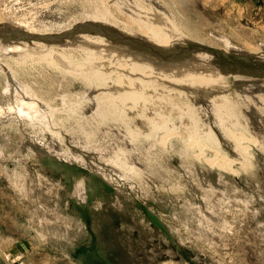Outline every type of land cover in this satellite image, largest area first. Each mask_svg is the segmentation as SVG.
<instances>
[{
  "label": "rangeland",
  "instance_id": "obj_1",
  "mask_svg": "<svg viewBox=\"0 0 264 264\" xmlns=\"http://www.w3.org/2000/svg\"><path fill=\"white\" fill-rule=\"evenodd\" d=\"M124 5L137 9L133 14ZM143 7L158 14L169 39L177 37L175 46L195 43L232 59L243 55L244 72H231L230 62L214 52L197 53L203 56L196 62L221 70L222 89L239 91L244 84L250 92L240 91L237 106L228 109L245 149L223 137L205 99L191 95L189 111L172 110L162 125L128 124L115 112L101 115L90 100L107 91L96 87L112 84L81 80L82 72L63 68L60 59L58 69L15 63L1 45L0 58H8L19 85L12 80L17 88L11 93L0 70V264H264V0H130L120 6L117 0H0V32L10 31L7 23H22L61 35L94 22L129 29L156 45L142 35L156 38ZM77 50L62 54L82 66L85 55ZM195 87L183 83L181 89L188 95ZM188 115L210 126L214 139L188 144L191 139L179 136ZM175 131L178 136L167 135ZM211 148L235 164L211 166Z\"/></svg>",
  "mask_w": 264,
  "mask_h": 264
},
{
  "label": "bare ground",
  "instance_id": "obj_2",
  "mask_svg": "<svg viewBox=\"0 0 264 264\" xmlns=\"http://www.w3.org/2000/svg\"><path fill=\"white\" fill-rule=\"evenodd\" d=\"M129 1L130 0H117V4L120 6L122 4L129 3ZM155 7L163 12L162 10L163 8H161V6L158 3ZM124 8L133 14H134V10L137 9L136 6H130V5H128V7H125L124 5ZM143 10H144L143 12H145L147 15V17L145 16L143 17L147 19L150 23H152L153 29L155 30L156 38L146 33L142 35L143 37H145V39L154 42L157 46L144 39L141 40L133 36H130L129 34H127L128 32H131L129 31V29L126 31L116 30L112 28L113 24L106 25L104 23L103 24L105 25V27L109 28L110 30L112 29L111 31L106 29L109 34L113 33L112 35L115 37H119L118 39L120 40H123L120 38V35L128 36L127 39H124L125 41L130 40L131 42H133L138 40L137 42L139 43V45L114 42L109 40L104 35H100L97 33L95 35L78 34L76 36L77 40H79L78 43L76 41H71V43H68L69 40L66 41L63 40V41H57L51 43H45L43 41H38V40L27 41L25 40V38L30 35L31 36L34 35V33L46 35L48 32H42L40 30H37L39 28L33 29L32 27H26L25 25H22V23L15 22L17 23V25H8L9 23H7L5 25V28H9L10 31H14V32L23 31L24 34H22V37L20 39L2 38L3 42L0 39V46L1 45L4 46V49L1 52L4 53L7 52L8 54L10 53L9 54L10 56L7 55L8 58L12 59V61H14L15 63H20V64L21 62H25L24 60H29L35 64L44 63L45 65H48L50 67L52 66L53 68L58 69L61 68L60 66V62H61V65L64 66L63 68L73 67L74 70L76 69L78 71H81L82 72L81 73L82 76L80 75L81 80L87 82H93L94 84L95 83L112 84V86L108 85L105 87H96L95 89L92 87L94 90L98 88H103V89L107 88V91L99 92L98 94L92 97L91 95L93 94H91L90 100L95 102V105L97 106L99 105V108L97 107L98 108L97 112L98 110L101 111L102 112L101 115H105L104 113L107 114L110 112H115L116 115H122L125 117L124 120L125 123L129 124V122H131L133 125L136 126L137 125L141 126L149 121L153 123L158 121V123L160 122L161 123L160 125H162L167 120V118H169L170 112L172 110H174L172 114H174V112L176 111H178V114H181L183 110L189 111L187 108V102L191 95L192 98L194 99L197 98H199L200 100L205 99L204 100L205 102L207 101L209 103H212L211 108L213 109L212 111L214 113V120H215L214 125L217 128L221 129V131L223 132V137L227 139L228 137H230L231 139H233V145L236 150H240V148L241 150H244L246 146L243 144L242 136L240 134H237L238 132L235 133L232 127L235 125L234 116H233L234 113L229 112L228 109L231 107L232 108L235 107V105L237 106L238 103L236 102H238V98L240 95L239 92L241 91L243 93L244 92L250 93L248 89L243 88L244 84L243 85L241 84V89H239L238 87L239 91L236 89L233 91V89H231L228 86L222 89L221 86L226 85V84L223 85L224 81L226 80V76L220 73L221 70L217 71L215 67L209 65L208 63L204 64V66L202 65V67L199 66L201 65V63L199 64L196 61H198L199 58H201L203 55H196V54L200 52L211 53L212 51L210 50L203 49L202 51H194L193 53L188 55L183 53V54H179V56L177 55L173 57L171 55L172 54L171 51L175 49L177 46H175L173 44L174 42L172 41L177 39V37L176 38L174 37L175 39L174 38L169 39L167 37L165 30H163L164 23L159 18L158 14L154 13L153 10L148 11L145 8ZM1 24L2 23H0V25ZM18 26L19 27L21 26L22 28L20 27L21 29L18 30L17 28ZM24 27L26 28V30ZM87 29H85V31ZM113 30H115L116 32ZM132 33L133 32H131V34ZM140 41H144L147 44L145 43L141 45ZM90 47H93L95 50ZM66 48L83 50L82 54L85 55V60L83 61L82 66L76 65L75 63H77V61L75 63L70 62L66 57L67 55L64 56L62 54V52L66 50ZM233 49L239 51V53L245 52L235 47ZM116 55H118V57H115ZM195 55L197 58L199 57L196 60H194ZM221 55L223 57H221ZM215 56L217 57L218 60L221 61L223 60L227 63L230 62L228 67H230L231 72L234 73L238 71L239 72L245 71L244 69L239 67L242 66V64H240L239 59H241L240 56L243 55L234 54V56H232L234 59H232L229 54L219 51L218 55ZM8 58H6V60L0 58L1 59L0 70L1 71L4 70L3 71L4 74L5 73L7 74L6 86L11 90L12 93V90H15L14 88L17 86L15 84L17 83L19 85V83L14 76L15 72H13L11 68L10 69L7 68L9 67L7 66ZM57 59H60L61 61L58 63ZM236 63L239 65L236 66L235 65ZM227 72L231 73L229 72L228 69ZM76 76H79V74ZM240 77H241L240 75L238 77L234 76L233 79L238 80ZM12 80L15 81L16 83L13 82ZM183 83H188V84L192 83L195 84L196 87L189 90L190 92L188 95H185V93L183 92L184 90L181 89ZM100 84L97 86H103ZM255 85H256L255 83H252L251 87ZM19 88L22 87L20 86ZM213 89L215 90V92H218L220 90L222 93H220L219 95L217 93H213L212 92ZM19 93H21V91ZM14 94H16V91ZM24 99H22L20 103H23L24 105H27L30 108V106L33 105V102ZM34 105L32 107H34ZM205 107H207V105ZM18 110H20L19 114L24 113L22 111L23 110L22 107H20ZM190 115L194 116L191 113ZM190 115H188L186 119L182 117L181 123L179 122L180 126H182L181 132L179 133L177 131L171 133L168 132L167 135L174 137V135L178 136L179 134V136L182 137L184 136L186 139L187 138L189 140L191 139L188 144L196 143L197 141H199L198 143H200V141H202L205 138L209 141L213 140L214 138L213 139L211 138L212 132L210 128H208L210 126L204 127L205 124L203 126L202 124H200L201 125L200 126L197 123L199 121L197 119L198 117L195 118L198 120L196 122L195 119L194 120L192 119L193 118L192 116H191L192 118L189 117ZM46 116H48V114ZM204 120L205 119H203V121ZM225 123H229L228 127L226 126L227 124ZM197 137L200 139H198ZM199 150L200 153L203 152L201 151L202 150L201 147L199 148ZM221 152L222 151H218L217 149L211 148V154L213 157L211 160L208 159L211 166L216 165L218 167L230 168L232 165L235 164L233 163V160L226 158L223 154H221ZM40 229L42 230V225Z\"/></svg>",
  "mask_w": 264,
  "mask_h": 264
},
{
  "label": "water",
  "instance_id": "obj_3",
  "mask_svg": "<svg viewBox=\"0 0 264 264\" xmlns=\"http://www.w3.org/2000/svg\"><path fill=\"white\" fill-rule=\"evenodd\" d=\"M88 28V29H87ZM104 29V30H101V29ZM85 29H87L85 31ZM110 30L109 28L103 26V25H100L98 23H94V22H83L81 24H77L73 29L69 30V31H66V33H63L61 35H38V34H35V35H30L28 37L25 38V40L27 41H44L46 43H51V42H57V41H63L64 39L66 38H74L75 36H77V34L81 33V32H85V33H93V34H100V35H104L105 37H107L109 40L111 41H114V42H122V43H125V44H133V45H139V43L137 41H133L131 42L130 40H127L125 41L124 39H127L128 36H122L120 35V38L123 39V40H120L118 39L119 37H115L111 34H109L107 32V30ZM112 30V29H111ZM110 30V31H111ZM115 31V30H113ZM116 32V31H115ZM22 34H24L23 31H20V32H14V31H5V32H0V37L1 38H9V39H20L22 37ZM117 38V39H116ZM24 39V38H23ZM130 39V38H129ZM120 40V41H118ZM141 42V45L142 44H145L146 42L144 41H140ZM147 44V43H146ZM210 50L212 52H214L215 55H218V52L210 49L208 46H205V45H200V44H195V43H191L190 45L188 46H177L175 49H173L171 52H172V56L175 57V56H179V54H191L193 53L194 51H202V50Z\"/></svg>",
  "mask_w": 264,
  "mask_h": 264
},
{
  "label": "crops",
  "instance_id": "obj_4",
  "mask_svg": "<svg viewBox=\"0 0 264 264\" xmlns=\"http://www.w3.org/2000/svg\"><path fill=\"white\" fill-rule=\"evenodd\" d=\"M15 247H16V248H17V247H18V248H21V247H19V246H15ZM15 247H14V248H15ZM14 248H13V249H14ZM26 252H28V251H26ZM21 255H22V253H21ZM14 261H15V260H14ZM14 261H13V262H14ZM23 263H24V262H23ZM26 263L29 264V262L27 261V259H26ZM33 263H34V262H30V264H33ZM19 264H22V263H19Z\"/></svg>",
  "mask_w": 264,
  "mask_h": 264
}]
</instances>
